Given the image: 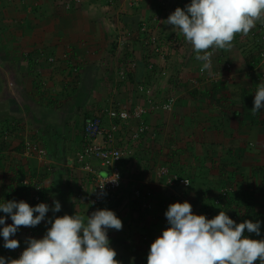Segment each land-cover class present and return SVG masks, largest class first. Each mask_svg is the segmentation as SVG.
<instances>
[{
  "label": "crops",
  "instance_id": "0c3cea01",
  "mask_svg": "<svg viewBox=\"0 0 264 264\" xmlns=\"http://www.w3.org/2000/svg\"><path fill=\"white\" fill-rule=\"evenodd\" d=\"M133 1L0 0V204L24 201L35 207L32 191L20 188L30 173L42 185L40 203L50 209L35 239L45 236L50 219L77 213L87 217L108 209L123 222L122 230H108L116 259L121 264H148L151 244L170 226L165 217L170 204L183 203L190 195L188 201L195 203L203 193L207 198L202 201L212 203L222 181L230 177L243 188L264 186V108L250 117L242 103L249 95L253 108L264 82V42L257 22L247 36L236 34L230 50L214 51L211 69L202 73L191 44L166 23L191 0ZM143 21L159 36L181 40L168 60L148 52L135 37ZM130 63V78L122 79L120 73ZM141 85L154 89L161 101L175 96L174 110L148 114L149 131L137 144L129 142L136 122L124 126L117 142L132 151L121 165V194L113 206L93 207L78 197L81 189L88 192L94 185L93 172L75 160L84 141V122L110 107L145 104L138 91ZM80 91H85L84 98ZM26 141L42 143L48 158L25 156ZM91 166L93 171L102 168L99 162ZM163 166L184 171L192 178L191 186L167 188L157 177ZM135 189L152 192L146 200L150 208L143 209L134 199ZM259 193L257 189V215L250 219L260 222L262 236L264 195ZM54 201L60 202L61 211H52ZM200 206L198 202L196 210ZM4 217L0 232L13 223L10 215L0 212ZM25 230L21 226L12 236L21 245H27ZM4 243L0 235V257L7 260Z\"/></svg>",
  "mask_w": 264,
  "mask_h": 264
},
{
  "label": "clouds",
  "instance_id": "9594fccd",
  "mask_svg": "<svg viewBox=\"0 0 264 264\" xmlns=\"http://www.w3.org/2000/svg\"><path fill=\"white\" fill-rule=\"evenodd\" d=\"M257 22L264 23V0H191L166 20L191 44L195 58L202 62L201 72L211 69L214 51L230 50L236 34L247 36ZM262 108L264 82L255 93L252 112ZM49 210L46 203L35 207L24 201L0 204V212L13 221L0 232L4 247L17 249L20 241L11 237L21 226L40 225ZM52 211H61L59 201H54ZM165 217L170 226L151 244L148 264H264V240L245 236L246 230L260 235V222L237 224L223 211L208 219L194 214L187 201L170 204ZM48 223L51 227L42 239L25 241L27 247L19 259L0 257V264H121L108 237L109 229L123 228L114 211L98 209L87 217L65 214ZM5 224L6 217L0 218V225Z\"/></svg>",
  "mask_w": 264,
  "mask_h": 264
},
{
  "label": "built area",
  "instance_id": "2783aa9c",
  "mask_svg": "<svg viewBox=\"0 0 264 264\" xmlns=\"http://www.w3.org/2000/svg\"><path fill=\"white\" fill-rule=\"evenodd\" d=\"M134 1L138 2L141 0ZM77 3L80 4V0H75L74 4ZM66 7L68 9L71 8V3H67ZM155 22H159V16L155 18ZM259 33L261 40L264 42V23L260 24ZM137 36L138 39L142 41L144 47L147 48L148 52L164 60V50L162 49L161 43L166 40L165 37L158 36L145 21L140 24ZM260 57L264 64V52L261 53ZM153 68L154 66L151 64L150 69ZM161 74L166 75V71L163 70ZM120 76L122 79H126V69L121 71ZM138 91L145 97V104L129 108L110 107L99 111L92 117L87 118L84 122V141L81 149L75 155V160L80 163L85 170L93 172L92 181L94 185L88 192L81 189L78 193V197L85 198V201L93 207L102 208L105 205L114 204L121 194L123 183L121 165L127 154H131L132 151V149L128 147L119 146L117 142L119 134L123 133L124 126L128 127L133 122H136L137 125L135 129L129 131V142L137 144L149 131V126L145 121L148 114L158 111L170 113L174 110L176 104L175 96L169 95L166 99L161 101L156 98L154 89L149 86L141 85L138 87ZM24 155L27 157L36 156L43 160L47 156V153L38 141H26ZM93 162H99L102 168L98 171H93L91 166ZM157 177L164 180L165 186L170 188L178 186L187 188L191 185V181L188 177H180L178 174L170 172L166 166L158 169ZM184 180L189 184H185ZM22 183L26 187H31L35 192L32 196V203L39 204L41 202V185L35 184V181L31 180H25L22 181ZM102 187L103 189H101ZM232 191L230 187L223 188L218 197L214 200L215 208H223L226 198L229 197ZM132 194L134 199H136L140 205L142 204L141 206L143 209L150 208V204L146 200L152 197L151 191L135 189ZM218 214L219 213H216V211H207L204 215L208 219H212ZM36 230H38L37 226L26 227L24 232L25 240L29 237L34 238ZM254 234L255 233H248L247 230L245 231V236L251 239H257ZM11 239L14 238L11 237ZM257 240H264V238L263 236H259ZM26 247L27 245L20 244L17 249L9 251L20 257Z\"/></svg>",
  "mask_w": 264,
  "mask_h": 264
},
{
  "label": "trees",
  "instance_id": "16d2710c",
  "mask_svg": "<svg viewBox=\"0 0 264 264\" xmlns=\"http://www.w3.org/2000/svg\"><path fill=\"white\" fill-rule=\"evenodd\" d=\"M139 25H140V23H139ZM139 25L137 27L138 29L140 28ZM165 39L166 40H164L161 43V46H162V49L164 50V56H165L164 60H168L169 56H171V53L178 49L179 45L181 44V40L175 35H173L169 38H165ZM130 65H131V63L125 67L126 71H127V77L129 76V78L131 75L130 74L131 72L129 73V71L132 70ZM164 70L166 71V69H164ZM162 76L165 77L166 75H162ZM250 99H252V97H249V95L243 97V102H242L243 103V109H244L243 112L245 114L249 115L250 117L251 116L256 117L257 114L253 113L251 111V108H252L251 104H253V101H250ZM2 137H3V133H0V139H2ZM40 145L45 150V148L42 146V143H40ZM169 169L172 173L177 172L176 174H178L180 177H186V175H184L185 172L182 170H180L179 172H178V169L173 171V166L170 167ZM187 177H190V176H187ZM190 180L192 181V178ZM234 181L235 180L232 177L228 178V180H226V181H222L224 183L222 186L223 188H226V185H225L226 183L232 182L227 187H230L233 191L229 194V197L226 198L224 207L223 208L217 207V208L220 211H225L224 208L227 207V211H225V212L228 213V211H230V213L232 214L231 219H233L237 224H239V223H243L245 221H249L250 218H252V217H256L257 213L255 210L257 207V201H256L255 194H256L257 189H259V192L264 195V186L260 185L261 187L260 186L255 187V185L254 186L252 185V186H246L243 188L242 186L240 187L239 185H236V182L234 183ZM25 187L26 186L23 185V183L21 182L20 188L25 189ZM114 204H110L108 206H113ZM37 205H38V203H34V206H37ZM211 205H212V207H208V209L204 212V214L207 211L214 212L215 209H217L214 206V202H212ZM243 213H245V214H243ZM262 220H264V219H262ZM252 222H253V220H252ZM253 223H255V222H253ZM37 228H38V226H37ZM36 232H37V230L35 231V233ZM254 236H256L258 239L260 235L254 234ZM7 251L9 253L7 259H15V257L17 255L15 253H12L11 251H9V249ZM257 264H258V262H257Z\"/></svg>",
  "mask_w": 264,
  "mask_h": 264
},
{
  "label": "rangeland",
  "instance_id": "374dc122",
  "mask_svg": "<svg viewBox=\"0 0 264 264\" xmlns=\"http://www.w3.org/2000/svg\"><path fill=\"white\" fill-rule=\"evenodd\" d=\"M137 39H138V36H137V34H136V36H135ZM139 40V39H138ZM28 62H30V60H27ZM134 63H135V61H134ZM134 66H135V64H134ZM79 93H82L81 94V96H82V98H84V96H85V91H80ZM45 151H47L46 149H45ZM48 156H49V154H47ZM48 156H46L47 158H48ZM45 157V158H46ZM44 158V159H45ZM40 159V158H39ZM167 167V166H166ZM171 167V166H170ZM169 166L167 167L168 169L170 168ZM176 169H173V171H175ZM169 171H170V169H169ZM171 172V171H170ZM23 181H25V180H31V181H35V184H40V182H39V180L38 179H36V177H34V176H32V174H30L29 173V175H27L26 177H24L23 179H22ZM197 184H199V182H196ZM41 185V184H40ZM41 187H42V185H41ZM167 188H170V187H168V186H166ZM174 188V187H173ZM27 189H30L31 191H32V195L35 193L34 191H33V189L31 188V187H28ZM220 194V193H219ZM218 194V195H219ZM197 195V194H196ZM218 195H216V197H215V199L218 197ZM262 194L261 193H259V196H261ZM191 196L192 195H190L189 197L188 196H186L187 198H186V200L185 201H187V202H189L190 204H192V206H193V212H194V214H196V215H204V212L206 211V208H207V205H209L210 206V204H211V202H203L202 200L204 199V198H207V194L205 195L204 193L203 194H199V196H198V198H200V200H198L197 202H195L194 203V201L193 200H189L188 201V198H190L191 199ZM202 197V199H201V197ZM183 198H185V197H183ZM256 198H258V196H256ZM185 201H183V202H185ZM198 202H199V205H203L204 203H206V206H204V207H206L205 209L204 208H201V206H200V208L199 209H197L196 210V207H197V204H198ZM208 206V207H209ZM225 209V211H227V207L226 208H224ZM225 211H223V212H225ZM226 213V212H225ZM243 214H245V213H243ZM242 214V215H243ZM232 216V215H231ZM250 221H251V219H250ZM262 236H263V238H264V233L263 234H261ZM149 251H150V248H149ZM4 253H7V254H9L8 253V251H5V250H3V254ZM126 262H130L129 260H126Z\"/></svg>",
  "mask_w": 264,
  "mask_h": 264
}]
</instances>
